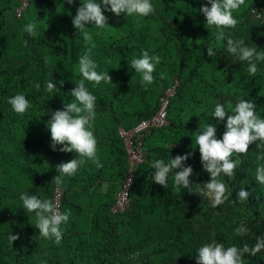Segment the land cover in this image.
Returning a JSON list of instances; mask_svg holds the SVG:
<instances>
[{"label":"trees","instance_id":"trees-1","mask_svg":"<svg viewBox=\"0 0 264 264\" xmlns=\"http://www.w3.org/2000/svg\"><path fill=\"white\" fill-rule=\"evenodd\" d=\"M151 3L155 12L146 17L117 16L102 5L108 25L102 29L87 25L96 45L90 55L97 71L108 70L112 78V83L95 86L85 81L97 98L94 135L103 167L88 161L76 175L62 177L58 186L52 182L59 174L56 165L76 154L60 151L62 145L53 150L47 122L53 111L74 100L70 91L82 78L79 58L90 45L72 24L81 0L71 4L28 0L21 12V0H0V264H197L198 248L214 239L225 247L251 246L255 237L264 236V184L256 180L257 168L264 163L257 160L264 151L257 147L259 141L249 146L247 154H234L242 162L235 177H220L232 195L217 208L211 207L207 196L175 187L172 173L167 188L155 183L151 179L155 169L150 167L155 159L167 162L192 153L185 161L193 168L191 183L208 182L210 173L203 169L199 146L193 141L199 125L207 123L222 138L226 118L218 121L211 116L215 105H224L231 114L229 105L234 108L239 100H250L264 118V61L257 62L252 77L246 71L248 63L226 46L231 37L264 51V0H245L246 6L233 13L237 26L223 29L221 41L216 40L214 26L206 27L200 11L202 5L210 7L209 0ZM30 22L37 24L35 37L24 31ZM209 46L216 50L215 57L208 56ZM143 50L161 57L155 81L146 90L130 66ZM176 78L168 124L153 128L144 138V160L136 169L130 205L113 211L129 168L119 126L131 128L156 113L160 96ZM50 80L59 91H45ZM17 93L25 94L32 105L23 115L7 102ZM56 187L63 190L61 212L71 211L69 221L61 225L59 245L39 236L35 214L28 213L20 200L24 192L52 200ZM241 187L249 192L247 201L236 197ZM240 224L250 229L246 236L234 232ZM10 233L19 236L12 244ZM244 264H264V250L255 257L245 254Z\"/></svg>","mask_w":264,"mask_h":264},{"label":"clouds","instance_id":"clouds-1","mask_svg":"<svg viewBox=\"0 0 264 264\" xmlns=\"http://www.w3.org/2000/svg\"><path fill=\"white\" fill-rule=\"evenodd\" d=\"M68 3H73V0H68ZM209 4L210 7L205 4L200 8L206 18V27L211 29L214 26L218 30L215 33L216 40H224L223 29H234L237 26L238 20L233 13L245 5V0H209ZM102 5L103 9L117 16L124 13L128 17L134 15L146 17L155 12L151 0H99V3L97 0H81V5L72 18V24L77 29L79 36H82L85 44L90 45L86 53L79 58L78 72L82 78L75 82L76 87L70 91L74 100L65 103L62 110L53 111L51 119L47 122L53 150H56V145H62L60 151L73 152L78 157L56 165L59 174L53 178L52 182L58 186L63 183L62 177L76 175L78 170L85 166L88 161L95 164L97 168L103 167L97 156V139L94 135L97 98L85 84V81L92 82L94 86L99 85L102 81L112 83L108 70L98 72V64L90 55L96 45L87 25L91 23L101 29L108 25ZM36 28L37 24L30 22L25 25L24 31L29 36L35 37L37 35ZM23 44L27 47L28 40H24ZM226 46L230 54L236 56L238 60L248 63L246 71L250 76L255 77L257 62L264 61V51L258 52L255 47L245 46L243 39L231 37L226 39ZM207 54L210 57H215L216 50L214 47H207ZM160 63L161 57L150 55L147 50H143L138 58H133L130 61L131 68L140 74L139 83L145 90L154 83L153 73ZM159 75L163 79L165 74L161 72ZM59 83L63 85L64 81L61 80ZM36 88L39 90L40 85L37 84ZM59 90L52 80L46 83V92L54 93ZM7 102L15 113L21 115L25 114L32 106L23 93L15 94L8 98ZM228 107L231 109V114L226 111L224 105L217 103L211 115L218 121H224L226 118L225 131L221 139L217 138V129L211 123L199 125L194 133L193 142L195 146H199L203 169L210 173L208 182L203 184L191 183L189 177L193 174V168L190 165L186 166L185 161L192 153L176 155L167 162L163 159L151 161L150 167L155 169L151 179L167 188L169 174L172 173L175 187L187 189L189 193L207 196L211 200L212 208H217V206L225 203L232 193L229 191V186L220 177L222 174L228 178L235 177L236 169L242 162L239 159H234V154H247L249 146L257 141L260 142L257 147L264 148V118L257 115L255 104L250 100L241 99L234 108L232 105ZM257 160H264V151L257 155ZM256 180L259 184H264V163L257 168ZM236 197L242 202L247 201L249 192L241 187ZM20 200L22 207L28 213L35 214L34 225L39 229V236L45 239H54V243L59 245L63 238L61 225L69 221L71 211L61 212L58 203L51 199L39 198L37 195H31L28 192L21 193ZM234 232L238 236H246L250 229L246 225L240 224L234 229ZM17 239H19L18 235L10 233L8 236L11 244ZM262 250H264V236L255 237V243L251 246L244 243L243 246L230 245L225 247L224 243H218L214 239L198 248L196 261L197 264H244L245 254L255 257Z\"/></svg>","mask_w":264,"mask_h":264},{"label":"built area","instance_id":"built-area-1","mask_svg":"<svg viewBox=\"0 0 264 264\" xmlns=\"http://www.w3.org/2000/svg\"><path fill=\"white\" fill-rule=\"evenodd\" d=\"M21 2L22 6L19 8L18 12H21V10L26 6L28 0H21ZM177 85L178 79L176 78L175 82L165 89L164 93L160 96L159 108L156 113L150 117L141 119L131 128L126 129L123 126H119V136L124 142L128 155L129 168L128 173L116 194V202L112 206L113 211H123L129 207L130 189L134 183L136 169L137 166L144 160V138L151 133L153 128L162 127L168 124L167 110L171 101L170 98L176 93ZM62 196L63 190L60 187H56L52 200L53 202L59 204L60 211L62 206Z\"/></svg>","mask_w":264,"mask_h":264}]
</instances>
